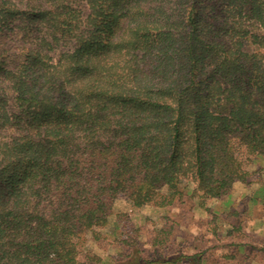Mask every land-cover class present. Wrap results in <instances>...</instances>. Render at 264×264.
<instances>
[{
    "label": "trees",
    "instance_id": "16d2710c",
    "mask_svg": "<svg viewBox=\"0 0 264 264\" xmlns=\"http://www.w3.org/2000/svg\"><path fill=\"white\" fill-rule=\"evenodd\" d=\"M263 166L264 0H0V264H264ZM185 201L192 253L118 208Z\"/></svg>",
    "mask_w": 264,
    "mask_h": 264
},
{
    "label": "rangeland",
    "instance_id": "374dc122",
    "mask_svg": "<svg viewBox=\"0 0 264 264\" xmlns=\"http://www.w3.org/2000/svg\"><path fill=\"white\" fill-rule=\"evenodd\" d=\"M262 164L255 163L251 166V169H257ZM264 184V166L262 173V180L260 183H256L251 188L245 187L242 184L235 185L233 199L242 203L243 193H252L254 192L260 185ZM218 204H222L220 201H213L211 203V207L215 209ZM118 208H121L123 211H127L129 214V220L127 221V228L132 232L133 236H137L141 241V248L146 251L150 249L151 242L154 237V231L162 228V226L167 223L169 226H173V234L170 236L169 243L166 245L167 248L159 247L161 252H165L166 254H171L176 250L184 251L185 249L189 252H194L195 244L204 247V242L208 239V235L210 234V229L215 227L216 222L220 224V226H224V229L227 228V222L222 219V215L227 213L230 210V206L226 208H221L219 219L216 217L218 215H214L212 213H207L200 209L198 206H191L189 201L178 202L175 205L168 207L166 209H151L150 207H145L143 209L131 210L129 205L125 203L118 204ZM237 210H242V206L240 204L237 205ZM219 209V208H218ZM219 214V213H217ZM213 215L215 218H213ZM249 215V214H248ZM213 219L216 222H213ZM262 217H253L251 219L250 230H255L259 235L264 237V222L262 221ZM212 221V224L210 223ZM116 221H112L111 225L108 227L107 231L110 233L116 234L117 228ZM106 231V230H105ZM224 232V231H223ZM258 235V236H259ZM251 242L256 243L257 239L249 238ZM87 248L94 250L98 255L108 261L110 256H113L117 253V245L113 243L106 250L100 249L92 238H89L87 242ZM223 253V250L220 251ZM146 253V252H145ZM221 253H217V256ZM242 259V258H239ZM228 264H237L234 262H229ZM244 264V263H243ZM250 264H258L250 263Z\"/></svg>",
    "mask_w": 264,
    "mask_h": 264
}]
</instances>
